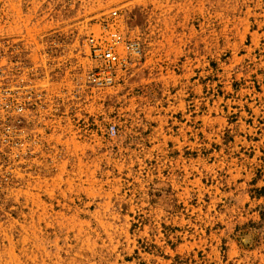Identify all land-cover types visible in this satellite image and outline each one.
Returning a JSON list of instances; mask_svg holds the SVG:
<instances>
[{
	"label": "rangeland",
	"instance_id": "1",
	"mask_svg": "<svg viewBox=\"0 0 264 264\" xmlns=\"http://www.w3.org/2000/svg\"><path fill=\"white\" fill-rule=\"evenodd\" d=\"M112 10L141 59L80 86ZM0 35L44 82L0 264H264V0H0Z\"/></svg>",
	"mask_w": 264,
	"mask_h": 264
},
{
	"label": "built area",
	"instance_id": "2",
	"mask_svg": "<svg viewBox=\"0 0 264 264\" xmlns=\"http://www.w3.org/2000/svg\"><path fill=\"white\" fill-rule=\"evenodd\" d=\"M118 14L84 40L85 56L94 65L81 72L80 86L103 89L113 86L140 61L139 38L118 28ZM19 39L0 35V175L10 173L14 162L24 161L29 152V123L44 94V82L27 62ZM114 132V126L109 127Z\"/></svg>",
	"mask_w": 264,
	"mask_h": 264
},
{
	"label": "trees",
	"instance_id": "3",
	"mask_svg": "<svg viewBox=\"0 0 264 264\" xmlns=\"http://www.w3.org/2000/svg\"><path fill=\"white\" fill-rule=\"evenodd\" d=\"M262 191H264V189L262 188Z\"/></svg>",
	"mask_w": 264,
	"mask_h": 264
}]
</instances>
